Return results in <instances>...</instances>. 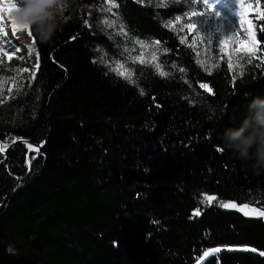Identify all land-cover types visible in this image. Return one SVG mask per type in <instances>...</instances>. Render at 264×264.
<instances>
[{"label":"trees","instance_id":"1","mask_svg":"<svg viewBox=\"0 0 264 264\" xmlns=\"http://www.w3.org/2000/svg\"><path fill=\"white\" fill-rule=\"evenodd\" d=\"M112 3L68 0L50 42L32 34L34 80L0 49V264H264V173L222 140L264 97V0H244L259 50L239 66L188 23L238 0Z\"/></svg>","mask_w":264,"mask_h":264},{"label":"clouds","instance_id":"2","mask_svg":"<svg viewBox=\"0 0 264 264\" xmlns=\"http://www.w3.org/2000/svg\"><path fill=\"white\" fill-rule=\"evenodd\" d=\"M67 7L68 0H16L12 15L22 31L30 30L39 42L48 43L66 22ZM222 140L248 170L255 175L264 173V97L255 96L248 102L245 118L227 128Z\"/></svg>","mask_w":264,"mask_h":264},{"label":"rangeland","instance_id":"3","mask_svg":"<svg viewBox=\"0 0 264 264\" xmlns=\"http://www.w3.org/2000/svg\"><path fill=\"white\" fill-rule=\"evenodd\" d=\"M84 11L91 13L94 12L95 9L91 7L89 4L84 5ZM245 19V18H244ZM245 21H247L245 19ZM192 23L196 24V29L192 31L198 36V37H204L205 33L211 29V30H219L221 31L225 36L230 35L233 32L237 31L233 34V37L231 39L227 38V44L230 47L232 52L238 51V50H248L251 45V35L249 33H246L245 28H249V31L252 35H254L251 27L247 25L245 22L244 26L239 27V10L237 8H234L232 11L224 12L223 18H219L216 22H206L203 19H201L199 16H193ZM7 24L5 28V32L7 35L3 36V43L0 44V49L3 50V52H10L8 53L9 56H12V52L14 48L19 49V54L24 55V60L28 65V71L27 75L29 78L32 76L33 73H36L37 70V57L33 49L32 45V38L28 35L27 32L19 30L16 33H13L12 26L10 21H5ZM89 25H92V22L89 23ZM16 35H20V39L23 41L21 43L18 42L17 39H15ZM23 37V38H22ZM255 37V36H254ZM15 83L12 81L7 85V93L8 94L9 89L11 91L13 88H15ZM246 215H254V212L249 208H244V211H242ZM220 249H215L214 251L210 252L211 254H215L219 252ZM209 253V254H210ZM208 254V255H209Z\"/></svg>","mask_w":264,"mask_h":264},{"label":"snow or ice","instance_id":"4","mask_svg":"<svg viewBox=\"0 0 264 264\" xmlns=\"http://www.w3.org/2000/svg\"><path fill=\"white\" fill-rule=\"evenodd\" d=\"M200 2V0H199ZM239 3V27L244 26L245 22L247 23V25H249L250 27H252V21L251 20H247L245 21V16L246 13L251 9V5H245L244 0H238ZM106 11L111 12L112 7H114V4L112 3V0H106ZM16 8V0H0V44L3 43V36L7 35V33L4 31L7 24L5 23V21H10L11 22V26H12V31L13 33H16L17 31L21 30L15 23L13 20V10ZM207 8H211V6H208ZM257 10H259V8L257 7ZM193 16H199V15H203V13H197L194 10L191 13ZM208 15H212L213 12H209L207 13ZM258 19H264V11L260 12V15L258 17ZM106 23H110V24H114L115 21H105ZM189 25L193 28V30H197L196 29V24L192 23L191 21H188ZM261 30H264V28H262ZM198 31V30H197ZM238 31V30H237ZM237 31L233 32L230 35H226L223 36L222 38L217 37V39L215 40V42L217 43L218 46H222L225 43V38H229L231 39L233 37V34L236 33ZM246 33H249L251 35V45L250 48L248 50H245L243 52V55L237 58L236 64L237 66L240 65V60H243L245 57H247L246 59V63H252V60L254 57H256V52L257 50H259L258 48V43L255 41V37L254 35H252L249 31V28H245ZM199 32V31H198ZM29 36H32L31 31L29 30L28 32ZM202 39H205L207 44L209 46H211L212 42H213V38L212 37H203ZM19 53V49L18 48H14L13 49V54H18ZM5 56H8V59L10 60L12 58V56H9L7 52L4 53ZM212 57L209 56V60H211ZM261 60H264V51H262V55L260 57ZM201 63V65H204V61H199ZM0 63H3V61H0ZM37 69L39 67V65H36ZM173 67H175V65H173ZM233 64L230 62L229 63V68H232ZM157 70L160 72L161 75H167V73H164L162 71V69L160 68V65L157 64L156 65ZM206 71H209V74H211L210 69H205ZM23 71H28V69H23ZM181 72H183V69H180ZM243 69L241 67V73L242 74ZM30 79L34 80L35 79V73L32 74V76L30 77ZM7 83V81L3 80V78H0V95L3 94V87L4 84ZM22 86V85H21ZM201 87L207 88V85H201ZM9 91L11 92V89H9ZM18 91V90H17ZM3 101H0V103H2ZM7 147V145L4 146H0V151H3V149ZM31 147V146H30ZM37 152H39V149H36ZM215 197H211L208 196L206 197V201L207 202H211L212 200H214ZM222 207H236V205H231V204H223L221 205ZM244 208H247V206H244ZM244 208H240V211H244ZM253 212H256L255 209L252 210ZM199 211L197 210L195 215H199ZM247 214V213H246ZM260 216H264V211H260L258 213ZM218 251V249H217ZM264 254V253H262Z\"/></svg>","mask_w":264,"mask_h":264},{"label":"water","instance_id":"5","mask_svg":"<svg viewBox=\"0 0 264 264\" xmlns=\"http://www.w3.org/2000/svg\"><path fill=\"white\" fill-rule=\"evenodd\" d=\"M24 142H25L24 140H19L13 146H17V145L23 144ZM13 146H11V147H13ZM8 149H10V148H8ZM8 149L3 150V152L6 153L8 151ZM220 250H224V249H220ZM209 253H210V251L197 264L205 263L207 261V259L210 258L213 255V254L208 255ZM261 255L264 256V254H261Z\"/></svg>","mask_w":264,"mask_h":264},{"label":"bare ground","instance_id":"6","mask_svg":"<svg viewBox=\"0 0 264 264\" xmlns=\"http://www.w3.org/2000/svg\"><path fill=\"white\" fill-rule=\"evenodd\" d=\"M20 38H21L20 35H16V37H15V39H17L19 43H21V42L23 41V40L20 39ZM22 38H23V37H22Z\"/></svg>","mask_w":264,"mask_h":264}]
</instances>
